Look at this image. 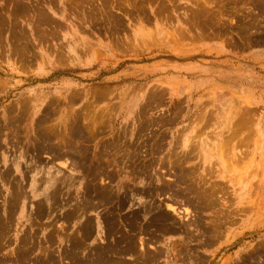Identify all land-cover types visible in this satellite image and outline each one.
I'll list each match as a JSON object with an SVG mask.
<instances>
[{
	"label": "rangeland",
	"instance_id": "1",
	"mask_svg": "<svg viewBox=\"0 0 264 264\" xmlns=\"http://www.w3.org/2000/svg\"><path fill=\"white\" fill-rule=\"evenodd\" d=\"M0 238V264H264V0H0Z\"/></svg>",
	"mask_w": 264,
	"mask_h": 264
},
{
	"label": "bare ground",
	"instance_id": "2",
	"mask_svg": "<svg viewBox=\"0 0 264 264\" xmlns=\"http://www.w3.org/2000/svg\"><path fill=\"white\" fill-rule=\"evenodd\" d=\"M81 98V97H80ZM75 123V122H74ZM75 125V124H74ZM78 125V124H77ZM78 127H79V125H78ZM77 127V128H78ZM80 128V127H79ZM73 130V129H72ZM79 130V129H78ZM81 132H82V130H80ZM72 133H73V131H72ZM80 135V134H79ZM83 137V136H82ZM40 139H41V137H40ZM44 139V138H43ZM46 139V138H45ZM73 139V138H72ZM48 140V139H47ZM42 141V140H41ZM40 141V142H41ZM48 142H49V140H48ZM70 146V145H69ZM51 148V147H50ZM111 148V147H110ZM45 150H46V148H45ZM61 152V151H60ZM82 152V151H81ZM58 158V157H57ZM78 161V160H77ZM127 162V161H126ZM107 174V173H106ZM110 174V173H109ZM117 175V174H116ZM118 176V175H117ZM94 178V177H93ZM153 178V177H152ZM153 180V179H152ZM181 180V179H180ZM151 182V181H150ZM94 184V183H93ZM168 184V183H167ZM166 186V185H165ZM173 188V187H172ZM186 189V188H185ZM19 191H20V189H19ZM169 191V190H168ZM167 191V192H168ZM171 191V190H170ZM94 192V191H93ZM178 192V191H177ZM181 192H183V191H181ZM45 193V192H44ZM206 193V192H205ZM27 194V193H26ZM59 194V193H58ZM160 194V193H159ZM205 196V195H204ZM8 197H10V196H8ZM87 197V196H86ZM89 198V197H88ZM199 198V197H198ZM16 199H17V197H16ZM54 199V198H53ZM105 199V198H104ZM14 200H15V198H14ZM187 200V199H186ZM41 201V200H40ZM89 202V201H88ZM93 202V201H92ZM98 202V201H97ZM101 202V201H100ZM137 202V201H136ZM188 202V201H187ZM189 202H191V201H189ZM13 203V202H12ZM41 203V202H40ZM46 203V202H45ZM206 203V202H205ZM212 203V202H211ZM189 204V203H188ZM56 205V204H55ZM60 205V204H59ZM68 205V204H67ZM87 205V204H86ZM177 205V203H175L174 201H173V205L171 204V205H167V210L168 211H170V212H172V213H174L175 215H179L180 213H181V208L179 207V206H176ZM53 206V205H52ZM58 206V205H57ZM56 206V207H57ZM102 206V205H101ZM209 206V205H208ZM207 206V207H208ZM70 207V206H69ZM98 207V206H97ZM54 208V207H53ZM99 208V207H98ZM69 209V208H68ZM15 210V209H14ZM148 210V209H147ZM44 211V210H43ZM51 211V210H50ZM74 211V210H73ZM7 212V211H6ZM11 212V211H10ZM37 212H40V211H37ZM68 212V211H67ZM75 212V211H74ZM75 213H77V212H75ZM79 213V212H78ZM168 213V212H167ZM9 214V213H8ZM11 214V213H10ZM52 215V214H51ZM7 216V215H6ZM76 216V215H75ZM39 217V216H38ZM169 218H171V217H169ZM73 219H74V217H73ZM5 220V219H4ZM4 220H3V222H4ZM7 220V219H6ZM5 220V221H6ZM56 220V219H55ZM54 220V221H55ZM75 220V219H74ZM146 220V219H145ZM192 220V219H191ZM9 221H11V220H9ZM121 221V220H120ZM148 221L149 220H147V223H148ZM190 221V220H189ZM194 221V220H193ZM59 222V221H58ZM64 222V221H63ZM74 222V221H73ZM146 222V221H145ZM169 222V221H168ZM7 223V222H6ZM65 223V222H64ZM86 223V222H85ZM120 223V222H119ZM187 223V222H186ZM190 223V222H189ZM198 223V222H197ZM8 224V223H7ZM45 224H46V222H45ZM182 224H184V223H182ZM193 224H194V222H193ZM3 225H5V224H3ZM63 225V224H62ZM137 225V224H136ZM207 225V224H206ZM168 226V225H167ZM217 226V225H216ZM205 227V226H204ZM213 227V226H212ZM78 228V227H77ZM76 228V229H77ZM153 229H154V227H152ZM215 229V228H214ZM62 230V229H61ZM118 230V229H117ZM122 230V229H121ZM114 231V230H113ZM67 232V231H66ZM154 232V231H153ZM61 233V232H60ZM141 233V232H140ZM184 233V232H183ZM25 234V233H24ZM33 234V233H32ZM54 234H55V232H54ZM80 234V233H79ZM204 234V233H203ZM36 235V234H35ZM114 235V234H113ZM139 235V234H138ZM23 236V235H22ZM48 236H50V235H48ZM79 236V235H78ZM34 237V236H33ZM32 237V238H33ZM36 237V236H35ZM26 238V237H25ZM63 238H65V237H63ZM86 238V237H85ZM133 238V237H132ZM142 238H143V236H142ZM1 239V238H0ZM29 239V238H28ZM82 239H83V237H82ZM195 239V238H194ZM22 240V239H21ZM21 240L19 241V242H21ZM139 240V239H138ZM150 240H152V239H150ZM149 240V241H150ZM7 241V240H6ZM31 241V240H30ZM37 241V240H36ZM36 241H34V242H36ZM55 241H56V239H55ZM81 241V240H80ZM87 241V240H86ZM154 241V240H153ZM18 242V243H19ZM25 242V241H24ZM52 242V241H51ZM79 242V241H78ZM140 245H141V249L143 248V244H145L144 242H143V239H140ZM11 243V242H10ZM48 243V242H47ZM93 243V242H92ZM146 243H148V242H146ZM0 244H1V242H0ZM13 244V243H12ZM16 244V243H15ZM45 244V243H44ZM151 245H153L152 243H150ZM3 245V244H2ZM11 245V244H10ZM25 245H26V243H25ZM147 245V244H146ZM9 246V245H8ZM16 246V245H15ZM27 246H28V244H27ZM47 246V245H46ZM1 247V246H0ZM4 247H7V246H4ZM17 247H18V245H17ZM16 247V248H17ZM14 249V248H13ZM26 249H28V248H26ZM44 249V248H43ZM46 249V248H45ZM144 249V248H143ZM158 249H159V247H158ZM1 250V249H0ZM20 250V249H19ZM32 250V249H31ZM80 250V249H79ZM17 251V250H16ZM26 251V250H25ZM49 251H51V250H49ZM27 252H28V250H27ZM26 252V253H27ZM9 253V252H8ZM7 253V254H8ZM80 253V252H79ZM15 254H17V253H15ZM54 254V253H53ZM160 254V253H159ZM22 255V254H21ZM23 255H24V253H23ZM257 255V254H256ZM20 256V255H19ZM42 256V255H41ZM6 257V256H5ZM21 257H23V256H21ZM38 257V256H37ZM43 257V256H42ZM45 257H46V255H45ZM8 258V257H7ZM34 258V257H33ZM53 258V257H52ZM1 259V258H0ZM43 259V258H42ZM44 259H46V258H44ZM144 259V258H143ZM6 260V259H5ZM10 260V259H9ZM12 260V259H11ZM17 260V259H16ZM15 260V261H16ZM38 260V259H37ZM103 260H105V259H103ZM113 260V259H112ZM4 261V259L2 260V262ZM143 261V260H142ZM144 261H146V260H144ZM150 261V260H149ZM152 261V260H151ZM27 262V261H26ZM30 262H31V260H30ZM51 262V261H50ZM115 262V261H114ZM147 262H148V260H147ZM255 262V261H254ZM68 263H69V261H68ZM136 263V262H135ZM154 263H156L155 261H154ZM2 264V263H1ZM4 264V263H3ZM6 264V263H5ZM27 264H29V263H27ZM109 264H111V263H109ZM140 264V263H139ZM150 264V263H149Z\"/></svg>",
	"mask_w": 264,
	"mask_h": 264
}]
</instances>
